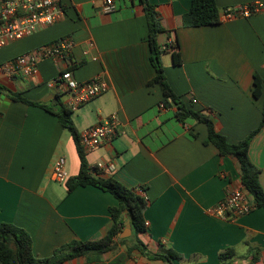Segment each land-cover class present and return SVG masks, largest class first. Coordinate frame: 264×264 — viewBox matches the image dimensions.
<instances>
[{"label": "crops", "instance_id": "0c3cea01", "mask_svg": "<svg viewBox=\"0 0 264 264\" xmlns=\"http://www.w3.org/2000/svg\"><path fill=\"white\" fill-rule=\"evenodd\" d=\"M148 1L166 31L158 40L174 94L188 109L209 114L230 144L245 140L263 120L264 83L256 98L254 82L255 75L264 80V13L232 20L223 14L263 0H215L221 22L203 27L184 25L194 0ZM114 2L115 11L106 12V0H63V21L0 50L1 67L61 40L73 43L67 59L41 60L36 77H8L0 70V225L29 233L37 259L50 258L74 241L100 240L114 225L110 208L118 201L112 194L91 185L68 192L66 183L53 178L61 158L70 179L80 172L71 133L49 111L65 106L66 90L48 84L68 70L80 83L100 77L109 86L72 119L82 134L118 116V135L85 153L95 179H115L145 191L147 230L137 238L148 252L160 253L163 246L176 252L181 260L171 264H264V209L233 222L210 213L229 192L243 187L237 161L204 144L205 124L179 122L176 105L164 104L160 85L149 84L156 71L144 8L139 0ZM174 47L181 53L180 65L174 62ZM53 92L57 104L49 100ZM16 93L46 108L14 101ZM249 157L261 171L264 189V126L251 142ZM118 255H104L101 264ZM66 264L88 262L80 258ZM124 264L170 263L135 251Z\"/></svg>", "mask_w": 264, "mask_h": 264}, {"label": "trees", "instance_id": "16d2710c", "mask_svg": "<svg viewBox=\"0 0 264 264\" xmlns=\"http://www.w3.org/2000/svg\"><path fill=\"white\" fill-rule=\"evenodd\" d=\"M139 2L144 8L148 22L151 62L156 71V77L149 84L160 85L165 97V105H168L169 102H173L176 105L175 116L179 122L185 123L188 120H193L207 126L209 134L204 144L214 145L222 156L233 157L237 161L242 186L251 196L250 200L254 208L264 209V189L260 180L261 171L251 162L249 157L251 142L264 126V109L263 120L259 129L252 132L245 140L234 145L230 144L226 137L217 131L216 122L209 114L188 109L180 98L174 94L165 75V68L161 59L162 50L158 37L166 31L160 23L155 7L148 0H139ZM220 22L221 16L215 0H194L189 12L184 15L185 27L213 26L220 24ZM173 49L174 62L176 65H180L182 63L181 53L178 48L174 47ZM263 83L264 80L259 75H255L254 96L256 98H259L262 94ZM0 89L3 90L1 87ZM12 99L28 105L46 108L45 105L32 102L19 93L13 94ZM60 106L61 108L57 112L52 109H49V111L57 115L63 128L71 133L80 159L79 174L75 178H69L66 181L68 192H72L77 187L91 185L112 194L118 201V206L110 208L114 225L107 235L100 240L74 241L58 249L50 258L37 259L33 253V241L29 233L12 224L3 223L0 225V264H66L80 258L87 259L88 264H101V259L104 255L115 250L120 244L127 245L129 241V239H121L119 237L126 225V220L124 219L125 211L128 212V219L130 220L134 236L138 237V235L145 233L147 230L144 220V212L148 206L146 197L140 195L137 189L128 188L115 179L102 180L95 179L92 176L85 150L80 143V133L72 119L73 112L61 103ZM191 137L196 138V135H191ZM145 248L144 243L137 238L136 243L130 245L126 253L120 254L112 261L102 264H124L128 259L132 258L135 251L151 260H163L170 264L173 260H181V257L176 252L166 249L164 246L162 251L157 254H152ZM228 259L229 254L221 256L223 262Z\"/></svg>", "mask_w": 264, "mask_h": 264}, {"label": "built area", "instance_id": "2783aa9c", "mask_svg": "<svg viewBox=\"0 0 264 264\" xmlns=\"http://www.w3.org/2000/svg\"><path fill=\"white\" fill-rule=\"evenodd\" d=\"M105 11H115L114 0H106ZM261 13H264V0L227 9L223 18L225 20L250 18ZM65 16L63 0H0V50L58 24ZM72 49L73 43L70 40H61L41 47L35 52L11 59L2 65L0 70L8 77L19 75L36 77L39 74L38 66L41 60L67 59ZM48 86L52 89L66 90L65 106L73 113L109 89L107 82L100 77L80 83L75 79L73 72L68 70L63 71ZM193 103L196 104L197 100L193 99ZM119 131V118L113 114L107 120L80 134L81 146L86 151H93L111 142ZM65 166L66 161L63 158L59 159L55 165L53 178L58 183H66L70 178ZM98 167L103 168V165L99 164ZM138 192L145 197V191L139 189ZM250 198L244 187L235 189L229 192L223 201L210 209V213L226 221H236L255 209Z\"/></svg>", "mask_w": 264, "mask_h": 264}, {"label": "water", "instance_id": "95a60500", "mask_svg": "<svg viewBox=\"0 0 264 264\" xmlns=\"http://www.w3.org/2000/svg\"><path fill=\"white\" fill-rule=\"evenodd\" d=\"M56 95H57V92H53V95L51 96V98L49 100H52L54 101V103H58V99L56 98ZM125 217L127 219V224H126V228L125 230L122 232L120 238L121 239H127L129 237L132 236V226H131V223H130V220L128 219V212L125 211Z\"/></svg>", "mask_w": 264, "mask_h": 264}, {"label": "rangeland", "instance_id": "374dc122", "mask_svg": "<svg viewBox=\"0 0 264 264\" xmlns=\"http://www.w3.org/2000/svg\"><path fill=\"white\" fill-rule=\"evenodd\" d=\"M75 158H76V156H75ZM127 239H129L127 245H122V244L118 245V246L115 248V250H113L112 252L108 253V256H109V255H110V256H114V255H118V254H120L119 251H120L122 248H124V249L126 248V249H127L130 245L135 244L136 241H137V237L134 236L133 234H132L131 237H129V238H127ZM126 249H125V251H126ZM122 254H123V253H122Z\"/></svg>", "mask_w": 264, "mask_h": 264}]
</instances>
